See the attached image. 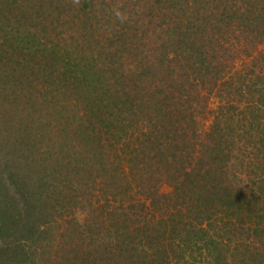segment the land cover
Segmentation results:
<instances>
[{
    "label": "trees",
    "instance_id": "trees-1",
    "mask_svg": "<svg viewBox=\"0 0 264 264\" xmlns=\"http://www.w3.org/2000/svg\"><path fill=\"white\" fill-rule=\"evenodd\" d=\"M0 264H264V0H0Z\"/></svg>",
    "mask_w": 264,
    "mask_h": 264
},
{
    "label": "clouds",
    "instance_id": "clouds-1",
    "mask_svg": "<svg viewBox=\"0 0 264 264\" xmlns=\"http://www.w3.org/2000/svg\"><path fill=\"white\" fill-rule=\"evenodd\" d=\"M78 3V0H75ZM114 16L115 19L118 20L120 23H124L128 19V15L126 12L121 11L118 7L114 8Z\"/></svg>",
    "mask_w": 264,
    "mask_h": 264
}]
</instances>
